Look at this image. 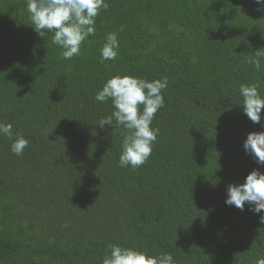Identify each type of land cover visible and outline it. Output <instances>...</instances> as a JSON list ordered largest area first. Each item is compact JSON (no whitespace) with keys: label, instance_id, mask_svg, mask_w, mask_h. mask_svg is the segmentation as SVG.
<instances>
[{"label":"trees","instance_id":"obj_1","mask_svg":"<svg viewBox=\"0 0 264 264\" xmlns=\"http://www.w3.org/2000/svg\"><path fill=\"white\" fill-rule=\"evenodd\" d=\"M96 33L65 60L31 26L25 0H0V264H102L110 244L175 264H256L261 213L226 205L227 187L264 172L243 144L264 131L241 84L264 97V11L256 0H107ZM117 57L101 63L106 35ZM256 52L261 68L247 63ZM116 75L167 77L147 162L119 166L125 129L101 128ZM142 110V106H141ZM264 117V109L261 110ZM17 136L29 141L20 156Z\"/></svg>","mask_w":264,"mask_h":264},{"label":"clouds","instance_id":"obj_2","mask_svg":"<svg viewBox=\"0 0 264 264\" xmlns=\"http://www.w3.org/2000/svg\"><path fill=\"white\" fill-rule=\"evenodd\" d=\"M256 3L261 5L257 10L264 11V0H256ZM25 4L34 31L40 37L46 32L53 33L51 42L62 49L61 55L65 60L80 55L83 42L96 33V18L100 11L109 7L107 0H25ZM118 48L117 34L108 33L100 50L101 63L115 60ZM261 55L256 52L254 56H249L247 63L259 70L261 63L258 57ZM167 86V77L148 81L130 75H116L109 78L102 90L96 93V101L105 103L111 100L114 109L98 125L126 130L118 161L120 167L130 166L135 170L151 156L159 133V129L152 128L151 124L158 110L165 105L162 92ZM239 93L244 114L254 124L264 120L261 116L264 97H261L258 85L241 84ZM261 127L264 128V124ZM12 129L11 123L0 122V135L12 138ZM28 144L23 136H17L11 144V152L20 156ZM243 147L258 165L264 166V131L249 133ZM225 203L241 211L246 203L254 213L264 211V172L252 170L243 183L228 185ZM260 223L264 224V215L260 216ZM108 248L109 254L103 258L102 264H175L171 253L153 256L115 244H110ZM256 264H264V258H258Z\"/></svg>","mask_w":264,"mask_h":264}]
</instances>
